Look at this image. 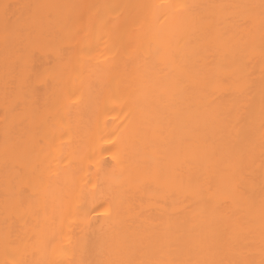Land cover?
<instances>
[{"label":"bare ground","instance_id":"bare-ground-1","mask_svg":"<svg viewBox=\"0 0 264 264\" xmlns=\"http://www.w3.org/2000/svg\"><path fill=\"white\" fill-rule=\"evenodd\" d=\"M0 264H264V0H0Z\"/></svg>","mask_w":264,"mask_h":264}]
</instances>
